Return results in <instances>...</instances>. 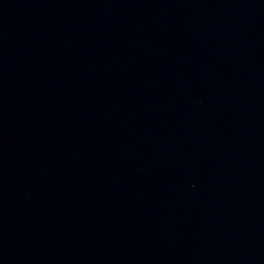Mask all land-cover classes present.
I'll list each match as a JSON object with an SVG mask.
<instances>
[{
	"label": "water",
	"instance_id": "water-1",
	"mask_svg": "<svg viewBox=\"0 0 264 264\" xmlns=\"http://www.w3.org/2000/svg\"><path fill=\"white\" fill-rule=\"evenodd\" d=\"M0 264H264V0H0Z\"/></svg>",
	"mask_w": 264,
	"mask_h": 264
}]
</instances>
